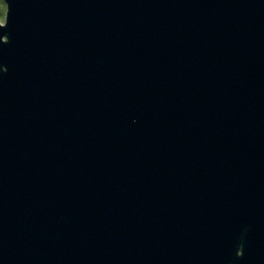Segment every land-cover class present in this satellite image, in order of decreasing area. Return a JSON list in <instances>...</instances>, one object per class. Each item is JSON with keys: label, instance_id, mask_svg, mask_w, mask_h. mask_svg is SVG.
I'll return each mask as SVG.
<instances>
[{"label": "water", "instance_id": "1", "mask_svg": "<svg viewBox=\"0 0 264 264\" xmlns=\"http://www.w3.org/2000/svg\"><path fill=\"white\" fill-rule=\"evenodd\" d=\"M0 264H264V0H4Z\"/></svg>", "mask_w": 264, "mask_h": 264}, {"label": "rangeland", "instance_id": "2", "mask_svg": "<svg viewBox=\"0 0 264 264\" xmlns=\"http://www.w3.org/2000/svg\"><path fill=\"white\" fill-rule=\"evenodd\" d=\"M6 4L4 0H0V20L4 21Z\"/></svg>", "mask_w": 264, "mask_h": 264}]
</instances>
